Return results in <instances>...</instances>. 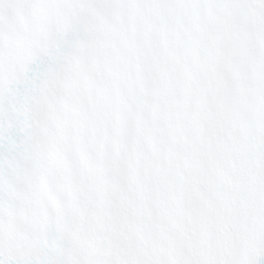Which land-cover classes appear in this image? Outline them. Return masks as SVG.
Wrapping results in <instances>:
<instances>
[{
	"label": "snow or ice",
	"instance_id": "obj_1",
	"mask_svg": "<svg viewBox=\"0 0 264 264\" xmlns=\"http://www.w3.org/2000/svg\"><path fill=\"white\" fill-rule=\"evenodd\" d=\"M0 264H264V0H0Z\"/></svg>",
	"mask_w": 264,
	"mask_h": 264
}]
</instances>
